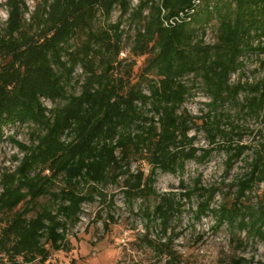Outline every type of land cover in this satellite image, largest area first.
Listing matches in <instances>:
<instances>
[{
  "label": "trees",
  "instance_id": "1",
  "mask_svg": "<svg viewBox=\"0 0 264 264\" xmlns=\"http://www.w3.org/2000/svg\"><path fill=\"white\" fill-rule=\"evenodd\" d=\"M5 5L0 142L10 141L24 156L0 178V215L7 217L0 230L3 264H45L52 252H70V228L81 221L84 204L106 200L103 188L122 179L129 203L159 199L152 215L165 233L183 213L181 201L196 197L197 222L213 217L216 230L228 226L239 249L240 232L264 241V193L255 203L251 197L264 183V136L250 170L225 194L204 187L201 178L192 188L181 182V200L155 188L161 174H183L188 162L207 164L215 152L227 154L228 174L253 149L243 143L249 129L234 119L264 121V78L232 84L231 75L244 69L243 57L264 55V0H39L32 12L25 0ZM116 10L119 19L111 22ZM126 40L132 58L146 56L136 82V60L121 58ZM76 86L79 93L71 91ZM200 87L210 98L208 111L193 116L184 106ZM25 125L29 145L6 136L7 129ZM193 130L205 132L209 147L196 146ZM136 161L148 172L133 171ZM41 199L48 203L30 216ZM230 264L250 262L238 257Z\"/></svg>",
  "mask_w": 264,
  "mask_h": 264
},
{
  "label": "rangeland",
  "instance_id": "2",
  "mask_svg": "<svg viewBox=\"0 0 264 264\" xmlns=\"http://www.w3.org/2000/svg\"><path fill=\"white\" fill-rule=\"evenodd\" d=\"M7 0H0V22L2 24L8 18L6 7ZM30 12L34 10L39 0H25ZM134 5L137 0H132ZM30 13L27 15L29 17ZM119 10L113 12L111 22L118 21ZM216 22L207 30V42L215 41ZM123 28L133 35L134 31L125 21ZM131 42L125 41L124 55L125 63L136 60L133 68V81L139 80L145 66L146 56L134 59L130 56ZM260 57H243L245 67L240 72L231 75V83H254L264 78V70L260 69ZM81 69L76 70V76ZM154 78V76H150ZM192 76L189 77L191 79ZM188 79V78H187ZM188 79V81H189ZM192 81H189L191 84ZM72 92L79 93L80 88L76 86ZM145 92L148 93L147 87ZM195 96L189 100L184 108L193 116H202L208 111L206 104L210 98L206 92L197 89ZM244 94L240 96L242 101ZM44 105L53 108L54 103L44 100ZM235 115V111L232 110ZM235 123H239L249 129L243 143L251 145L252 150L247 151L242 161L226 173L227 154L225 152L213 153L207 164L198 165L195 162H188L183 174H161L155 185L159 195L174 194L177 200H181L180 194L184 192L181 182L192 188L198 178H201L204 187H218L223 194L228 192L227 186L243 177L249 170L254 157V151L259 148L263 141L264 121L252 117H241ZM201 124V121L198 122ZM31 128L28 126H16L5 131L6 136H14L20 142L30 144ZM197 135L196 146L209 147L205 132H190V136ZM23 154L10 141L0 142V178L6 170L13 172L19 166L17 159H22ZM132 170L143 168L148 172V166L143 162H133ZM224 184V185H223ZM236 189H233L231 197ZM106 200L99 197L93 203L83 206L81 221L70 228L68 238L71 244L70 252H52L50 259L45 264H230L235 258H245L250 264H264V241L248 238L245 232L238 233V238L244 243L239 249L232 242V234L228 226L216 230L217 223L213 217L203 218L200 222L195 219L198 200L194 197L191 202L182 200L184 204L183 213L174 217L166 233L160 219L153 217V210L159 199L151 197L146 200L135 198L131 203L126 200L124 194L123 179L116 185H108L103 188ZM264 193V183L260 184L251 194L252 202H257V196ZM223 200L222 195L215 199L217 204ZM48 203L47 199H41L38 206L30 216H34L39 207ZM146 209H150L151 216L147 217ZM7 217L0 215V230L6 225ZM3 256H0V264H3Z\"/></svg>",
  "mask_w": 264,
  "mask_h": 264
},
{
  "label": "built area",
  "instance_id": "3",
  "mask_svg": "<svg viewBox=\"0 0 264 264\" xmlns=\"http://www.w3.org/2000/svg\"><path fill=\"white\" fill-rule=\"evenodd\" d=\"M122 55H124V54H122Z\"/></svg>",
  "mask_w": 264,
  "mask_h": 264
}]
</instances>
